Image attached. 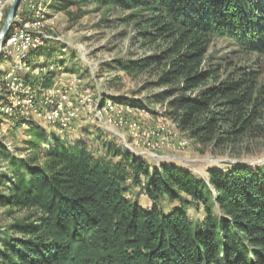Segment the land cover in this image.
I'll use <instances>...</instances> for the list:
<instances>
[{
	"label": "trees",
	"instance_id": "obj_1",
	"mask_svg": "<svg viewBox=\"0 0 264 264\" xmlns=\"http://www.w3.org/2000/svg\"><path fill=\"white\" fill-rule=\"evenodd\" d=\"M91 3L130 11L145 54L120 67L150 76L145 88L158 89L153 99L181 131L233 152L264 141L263 72L210 55L216 38H228L264 56V0H53L51 8L75 23ZM25 135L16 153L0 139V210L12 219L0 232V264H264V163L202 178L130 150L94 158L86 141L48 136L34 121ZM129 180L150 208L126 197ZM163 198L179 204L165 212ZM188 207L203 208L201 222Z\"/></svg>",
	"mask_w": 264,
	"mask_h": 264
},
{
	"label": "rangeland",
	"instance_id": "obj_2",
	"mask_svg": "<svg viewBox=\"0 0 264 264\" xmlns=\"http://www.w3.org/2000/svg\"><path fill=\"white\" fill-rule=\"evenodd\" d=\"M13 1L0 0V32ZM52 2L53 0H22L18 7L14 18L16 22H13L9 34L15 27L39 20L41 26L35 29L50 36L39 49L25 50L26 63L16 58L11 46L4 47L6 40L1 47L0 139L5 141L11 152H20L18 149L25 147V134L29 130L30 122L34 121L47 130L48 136L59 137L68 143L86 141L92 156L103 160L111 159L107 156L110 148L130 150L136 155H142L153 167L162 163H173L202 178L208 177L210 169L226 171L232 165L264 163V141L252 142L249 150L244 145L239 151L233 152L230 148L214 149L211 145H203L192 139L188 132L181 131L167 116L165 106L155 102L153 94L158 89L145 88L150 76L145 74L131 77L121 69L119 60L138 58L145 54V50L135 39L133 25L126 20L130 11L105 6L96 10V4L91 3L87 7L90 12L73 23L65 12L54 11L51 8ZM241 51L232 40L216 38L210 55L215 63L247 64L254 69H260L264 76V56ZM12 69L24 81H31L38 85L37 88L41 87L37 96L38 107L42 112L40 115L32 113L30 109L13 106L6 82V74ZM50 72L55 75L54 86L45 88L42 84ZM67 85L71 94H63V86ZM83 88L88 95L98 98L93 101L92 108L80 103L79 115L74 118L75 121L72 120L70 126L48 122L45 112L62 99L67 106L69 102L79 103V98L84 93ZM104 97L131 108L125 109V117L129 123L136 122L141 128L139 145L135 144L128 126H113L98 118L94 106L98 103L100 106ZM133 103L137 106H133ZM162 127L164 131H161ZM143 129L151 134L146 137ZM183 142L186 144H182ZM2 169L3 165L0 164V170ZM126 187V197L129 200L138 202L144 208L152 206L141 186L129 180ZM178 204L163 198L159 206L169 212ZM188 213L197 223L204 218L203 208L188 207ZM11 221L0 210L1 234L7 232ZM5 228L7 229L4 230Z\"/></svg>",
	"mask_w": 264,
	"mask_h": 264
},
{
	"label": "bare ground",
	"instance_id": "obj_3",
	"mask_svg": "<svg viewBox=\"0 0 264 264\" xmlns=\"http://www.w3.org/2000/svg\"><path fill=\"white\" fill-rule=\"evenodd\" d=\"M39 26H41V22L38 20V21L28 22L24 26L15 27L12 30V32L8 35L6 39V43L4 44V47L5 46L12 47L11 43L14 40H16L19 36V42H21V46L24 48H20L18 50H14V48L13 47L12 48L15 51L16 58L20 62L26 63L27 53L25 52V50L39 49L41 45L43 44L44 40L48 37L50 38L49 35H46L42 31H38L37 29H35V28H40ZM21 28L32 29L33 31H29L28 33H21L19 35ZM30 43H32V45H30ZM11 54L12 53L10 52V55ZM24 80L19 77V75L15 72L14 69H12L11 72H8L6 74V82L11 92L10 97L12 98L13 106L15 108L20 107L19 109H22V108L30 109L32 113H36L40 115L42 112L40 111V108L38 107L39 99L37 96H38V91L41 89V87L37 88L36 86L38 85L32 84L31 81L28 82ZM17 84L23 85L24 87L20 90H16ZM65 98L66 97H64V99ZM80 103L87 104L88 106H90V108H92L93 99H91L90 97H87L86 94L83 93L82 96L79 98V103H77V101L75 103L69 102L68 106L66 105V102L63 101L62 99L58 101L57 103H55L52 109L45 112L44 116L50 123H58L60 126H70L72 123V120H68V119L59 120V115L61 114V110L65 106V111L72 113L74 118H76L79 115V110H80L79 104ZM94 107H95L94 109L97 111L98 118L101 121H104L105 123H108V124H113V126L114 125L120 126V127L128 126V128L133 134L135 144L139 145V134H141L139 130L141 128L139 127V125L136 124V122L129 123V121L125 117L126 115L125 109L131 110L130 107L125 106V105H120L114 102L111 98L103 99L100 106L98 103ZM109 111L112 113V115L109 113ZM116 117H118L120 120ZM133 127H139L140 129H136V133H133ZM161 131H164V127L161 128ZM155 132L156 131H154V134ZM150 134H151L150 132L143 133V135H145L146 137H148ZM182 144H186V143L183 142Z\"/></svg>",
	"mask_w": 264,
	"mask_h": 264
},
{
	"label": "built area",
	"instance_id": "obj_4",
	"mask_svg": "<svg viewBox=\"0 0 264 264\" xmlns=\"http://www.w3.org/2000/svg\"><path fill=\"white\" fill-rule=\"evenodd\" d=\"M14 22H16V21H14ZM29 31H33V30L32 29H28V28H21V31L19 32V35L21 33H28ZM11 45L14 48V50H18L20 48H24V47L21 46V42H19V36H18V38L16 40H14L11 43ZM30 45H32V43H30ZM23 87H24L23 85L17 84L16 90H20ZM84 93L86 94L87 97H90L91 99H93L94 102L98 100L97 96L88 95V93L85 91V89H84ZM63 94H71L70 91H69V85L63 86ZM109 113L112 115V113L110 111H109ZM116 118H118V117H116ZM61 119H68V120H74L75 121L73 114L68 112V111H65V106L62 108L61 114L59 115V120H61ZM136 129H140V128L139 127H133V133H136ZM143 133H147V132H145V129H143ZM158 138H160V136H158Z\"/></svg>",
	"mask_w": 264,
	"mask_h": 264
},
{
	"label": "water",
	"instance_id": "obj_5",
	"mask_svg": "<svg viewBox=\"0 0 264 264\" xmlns=\"http://www.w3.org/2000/svg\"><path fill=\"white\" fill-rule=\"evenodd\" d=\"M21 1L22 0H14L12 5L10 6L4 27H3L2 31L0 32V52H1V47L4 43V41L6 40V38L9 35L12 24L14 22V18L16 16V12L18 10V7H19Z\"/></svg>",
	"mask_w": 264,
	"mask_h": 264
},
{
	"label": "crops",
	"instance_id": "obj_6",
	"mask_svg": "<svg viewBox=\"0 0 264 264\" xmlns=\"http://www.w3.org/2000/svg\"><path fill=\"white\" fill-rule=\"evenodd\" d=\"M45 9H47V7H45Z\"/></svg>",
	"mask_w": 264,
	"mask_h": 264
}]
</instances>
